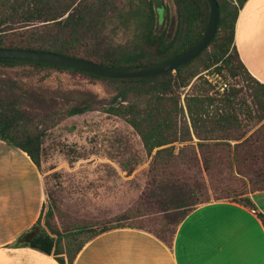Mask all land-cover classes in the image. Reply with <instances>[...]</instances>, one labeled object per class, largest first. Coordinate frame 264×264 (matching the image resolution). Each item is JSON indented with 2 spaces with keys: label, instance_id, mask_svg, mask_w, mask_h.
<instances>
[{
  "label": "trees",
  "instance_id": "1",
  "mask_svg": "<svg viewBox=\"0 0 264 264\" xmlns=\"http://www.w3.org/2000/svg\"><path fill=\"white\" fill-rule=\"evenodd\" d=\"M175 18L172 30L157 32L164 12L154 0H0V48L49 51L112 67L152 65L172 59L190 49L202 36L209 8L205 0H172ZM219 7L217 30L207 48L188 64L158 76L139 79H103L78 71L39 63L0 61V66L29 65L77 72L108 81L116 94L108 103L88 95L73 105L67 116L72 117L101 108L105 114L123 119L138 135L143 148L151 156L149 182L140 202L162 215L156 230L125 225L131 220L123 214L113 220L72 228L65 234L54 231L48 215L36 223L14 243L53 255L58 264H72L85 243L114 229L131 228L146 231L171 246L183 220L198 206L229 199L225 176L235 172L245 176L253 186L264 187V85L257 82L241 63L234 46L237 16L245 0H216ZM121 28L131 34L125 44H114L107 29ZM202 68L239 78L249 90L257 108L250 120L263 124L247 134L239 116L245 101L241 88L231 87L218 94L205 81L194 92L181 99L179 88H185ZM200 80V77L196 78ZM22 112L14 104L0 106V141L18 149L30 158L40 171L42 133L19 131ZM260 133L263 134L262 139ZM196 139L197 142L193 143ZM233 144H232V143ZM175 143L184 144L176 148ZM202 156V170L211 178L217 174V187L210 190L202 179L196 152ZM215 154L207 159L204 155ZM190 154V157H186ZM215 161V162H214ZM212 179V178H211ZM264 191L255 188L232 201L252 208L248 195ZM219 193V194H218ZM222 195V196H221ZM224 195V196H223ZM264 227V215L258 214Z\"/></svg>",
  "mask_w": 264,
  "mask_h": 264
},
{
  "label": "rangeland",
  "instance_id": "2",
  "mask_svg": "<svg viewBox=\"0 0 264 264\" xmlns=\"http://www.w3.org/2000/svg\"><path fill=\"white\" fill-rule=\"evenodd\" d=\"M231 1L236 4L240 0ZM154 4L164 11L157 32L166 28L170 34L175 18L173 1L154 0ZM112 30L113 27L109 26L107 33L114 44L123 45L131 36L121 28L113 33ZM190 70H196L197 76L187 87L179 88L181 99L204 81L208 83L204 74L212 71L202 68L201 62L193 64ZM219 74L228 82L229 89H243L240 98L246 106H243L239 118L247 134H251L264 121L256 124L245 114V111H250L253 116L257 114L249 90L239 78H231L225 70ZM198 77L200 80H196ZM115 94L116 90L108 81L77 72L29 65L0 66V106L14 104L23 113L19 131L44 135L40 157L45 198L41 224H44V215L49 210L47 222L59 234L79 226L110 221L123 214L132 217L124 222L125 225L156 230L160 224L162 215L140 202L149 182L151 156L147 155L133 129L123 119L105 114L99 107L72 117L66 114L88 95L108 103ZM260 134L262 139L263 134ZM183 145L175 143V152ZM195 152L202 170V156ZM204 156L216 159L213 153ZM215 173L211 179L201 171L211 201L220 197L210 191L218 186ZM248 180L235 172L225 176L223 183L230 192L226 196L229 199L224 200L239 201L242 199L240 195L257 187L264 188L253 186Z\"/></svg>",
  "mask_w": 264,
  "mask_h": 264
},
{
  "label": "crops",
  "instance_id": "3",
  "mask_svg": "<svg viewBox=\"0 0 264 264\" xmlns=\"http://www.w3.org/2000/svg\"><path fill=\"white\" fill-rule=\"evenodd\" d=\"M234 46L248 73L264 85V0H245ZM253 207L232 201L198 206L179 225L171 246L131 228L91 239L72 264H264V191L248 195ZM43 180L26 153L0 141V264H58L55 257L14 243L39 219Z\"/></svg>",
  "mask_w": 264,
  "mask_h": 264
},
{
  "label": "water",
  "instance_id": "4",
  "mask_svg": "<svg viewBox=\"0 0 264 264\" xmlns=\"http://www.w3.org/2000/svg\"><path fill=\"white\" fill-rule=\"evenodd\" d=\"M205 1L209 8V14L205 30L200 39L187 51L161 63L134 67H112L49 51L9 48H0V61L53 65L103 79H139L158 76L175 71L177 68L188 64L207 48L217 30L219 7L216 0Z\"/></svg>",
  "mask_w": 264,
  "mask_h": 264
},
{
  "label": "built area",
  "instance_id": "5",
  "mask_svg": "<svg viewBox=\"0 0 264 264\" xmlns=\"http://www.w3.org/2000/svg\"><path fill=\"white\" fill-rule=\"evenodd\" d=\"M205 80L212 87L213 91L218 94H223L229 89V84L222 76L214 71H207L204 74Z\"/></svg>",
  "mask_w": 264,
  "mask_h": 264
}]
</instances>
